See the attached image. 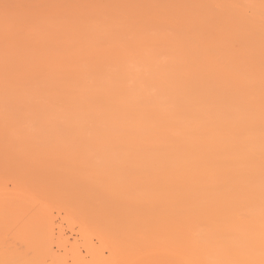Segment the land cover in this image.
Wrapping results in <instances>:
<instances>
[{
  "label": "rangeland",
  "instance_id": "obj_1",
  "mask_svg": "<svg viewBox=\"0 0 264 264\" xmlns=\"http://www.w3.org/2000/svg\"><path fill=\"white\" fill-rule=\"evenodd\" d=\"M0 264H264V0H0Z\"/></svg>",
  "mask_w": 264,
  "mask_h": 264
},
{
  "label": "bare ground",
  "instance_id": "obj_2",
  "mask_svg": "<svg viewBox=\"0 0 264 264\" xmlns=\"http://www.w3.org/2000/svg\"><path fill=\"white\" fill-rule=\"evenodd\" d=\"M239 146H240L241 148H244V149H246V150H247V149L249 150L250 147L253 146V144H252V143L249 144L248 142H242V143L239 144ZM251 151H253V150H251ZM257 151H259V149H257ZM208 179L210 180L211 178L209 177ZM252 179H253V180H257V179H258V175H256V174L253 175V174H252ZM211 181H213V180H211ZM229 197L231 198V197H233V196L231 195V196H229ZM231 200H232V199H230V202H228L227 205L232 206V204H233L234 202H232Z\"/></svg>",
  "mask_w": 264,
  "mask_h": 264
}]
</instances>
